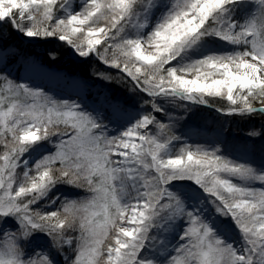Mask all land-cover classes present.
I'll return each instance as SVG.
<instances>
[{
	"label": "snow or ice",
	"instance_id": "obj_1",
	"mask_svg": "<svg viewBox=\"0 0 264 264\" xmlns=\"http://www.w3.org/2000/svg\"><path fill=\"white\" fill-rule=\"evenodd\" d=\"M13 38L94 59L135 115L12 79ZM215 99L264 120V0H0V264H264V165L165 122Z\"/></svg>",
	"mask_w": 264,
	"mask_h": 264
},
{
	"label": "trees",
	"instance_id": "obj_2",
	"mask_svg": "<svg viewBox=\"0 0 264 264\" xmlns=\"http://www.w3.org/2000/svg\"><path fill=\"white\" fill-rule=\"evenodd\" d=\"M10 53H15V55L19 52L35 54L36 56H40L39 60L48 64L49 66H57L62 67L65 71L69 72L71 75H77L80 78L87 80L89 82H94L97 80L101 84L104 83L100 79H96L94 75H92L93 70H102L104 69L103 65H100L94 59L83 61V60H76L72 56H70L69 50L66 46L55 39H48L42 42L36 43H28L23 38H13L9 41ZM51 53L55 54V59L53 60L50 56ZM16 61V56L9 57L8 65L14 63ZM20 65H18L19 71ZM15 72L13 74L10 73V76L14 80H18L21 82L19 78L20 73ZM110 72L111 75H117V71L115 69L107 70ZM26 82V81H25ZM28 83V82H26ZM95 83V82H94ZM30 84V83H29ZM109 86L107 87L110 91V95L118 97L120 96L123 102H128L129 104H133L135 101L130 99V93L128 92V88L124 84L117 83L116 81L109 82ZM31 85V84H30ZM33 86V85H31ZM54 98L60 99L61 97L54 96ZM212 107L203 106V105H191L188 104L186 110L184 111H176V114L179 116H186V118L180 121V125L182 128L187 127L188 124H194L197 126V129L201 125H204L210 128L215 122L216 124H220L222 129L228 135V139L226 143H218V142H209L202 140L201 135L194 140H189L187 143L192 145L193 147L199 145L203 147H211V146H218L221 149L223 155L233 159L234 161L240 162H247L243 159L242 156L236 155V149L234 146L238 143H244L246 139L243 138V134H248L249 131L255 128L257 131L261 130V125L264 124V120L259 117H255L252 119H245L240 116L236 115H225L223 113L217 112L214 108L216 106H223L219 99H215L212 101ZM165 122L168 123V120L165 119ZM183 130V129H181ZM231 133H234V136H230ZM181 137V141H185V135L183 132L179 134ZM230 136V137H229ZM264 135L257 136V137H250V143L253 144L251 148V159L257 158V155L260 151L264 152ZM201 140V141H200ZM263 142V143H261ZM243 144V145H244ZM81 199L83 196L80 197Z\"/></svg>",
	"mask_w": 264,
	"mask_h": 264
},
{
	"label": "rangeland",
	"instance_id": "obj_3",
	"mask_svg": "<svg viewBox=\"0 0 264 264\" xmlns=\"http://www.w3.org/2000/svg\"><path fill=\"white\" fill-rule=\"evenodd\" d=\"M23 39L28 43L29 42L38 43V42L44 41V39H32V40L25 39V38ZM15 56H16V61L8 65L7 70L10 71L11 74H13L18 71V65H20L18 72L20 73L19 78L21 79V82L26 81L30 83L31 85H33V87L40 86L43 89L47 90L48 94L51 96L54 95V96L61 97L63 99H67L69 97H71L72 99L79 98L88 108L95 107L93 101L96 99L97 94H100L101 98H103V96H111L110 91L107 88L109 86L108 81L101 80L104 83V85L98 82L97 80L94 81L95 83L89 82L87 80L80 78L77 75H71L69 72L65 71V69L62 67L49 66L48 64L41 62L39 60L40 56H36L35 54H29V53L23 54V52H19ZM70 56H72L76 60L78 59L82 60L81 58L71 53H70ZM43 66H47L50 69L61 70L63 73L56 74V75L50 74L48 72L45 73L46 70ZM27 70L32 71L33 75L34 73L35 74L41 73V75L43 76H41V79L26 78L25 73L28 72ZM42 79L45 81L43 82ZM75 82L77 83V86L80 87V89L78 90V92L74 91L75 92L74 93L73 92L74 89L72 85L75 84ZM62 89H65V90H62ZM112 97L114 99H117L123 102L120 96L115 97L112 95ZM220 102L222 103V105L224 104L223 101H220ZM129 105L130 106L128 108V113L131 115H135V109L131 107V104ZM255 106L259 107L258 104ZM136 107L138 108L139 105L137 104ZM170 111L173 117L179 116V114H176V111H179V110H170ZM179 117H180L179 119L168 121V123L173 124V131L175 132L176 135L181 134V132H183L185 135V138H183L185 141L176 142L174 144L173 147L175 150L179 149V147L181 146V143H185V142L187 143L189 140L197 139L200 135L202 137V140L204 141L218 142V143L227 142V139H228L227 133L220 126H217L220 124H216L215 122H213L210 128L204 125H201L199 129H197V126L194 124H188L187 127L182 128L180 125V121L184 120L186 116H179ZM116 127H117L116 124L109 125V131L114 132ZM154 131L155 129L153 128V132ZM234 135H235L234 133H231L230 136H234ZM242 139H246L245 144L243 143L244 145L242 143H238L236 144V146H234L237 151L236 155H238L239 157L242 156L245 161L251 162L254 165H257V166L264 165V152L260 151L259 154L257 155V158H254L252 160L251 159V148L253 144L250 143L251 141L250 137L248 134H243ZM261 141H264V140L262 139ZM59 190L64 193H67L69 191L66 188H61ZM233 238H237L235 232L233 233ZM60 264H63L62 259L60 260Z\"/></svg>",
	"mask_w": 264,
	"mask_h": 264
},
{
	"label": "bare ground",
	"instance_id": "obj_4",
	"mask_svg": "<svg viewBox=\"0 0 264 264\" xmlns=\"http://www.w3.org/2000/svg\"><path fill=\"white\" fill-rule=\"evenodd\" d=\"M44 68H45V73H50V74H54V75H56V74H61V73H63L61 70H57V69H50L49 67H47V66H43ZM28 72L27 73H25V77L26 78H32V79H41V76H43V75H41V73H34V75H33V73H32V71H29V70H27ZM72 87H73V89L75 90V92H78V90L80 89V87L79 86H77V83L75 82V84H73L72 85ZM74 92V93H75Z\"/></svg>",
	"mask_w": 264,
	"mask_h": 264
}]
</instances>
